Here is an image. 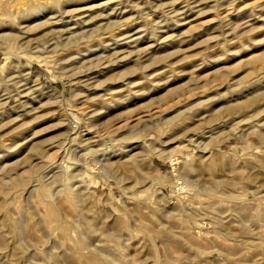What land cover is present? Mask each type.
<instances>
[{"label":"rangeland","instance_id":"rangeland-1","mask_svg":"<svg viewBox=\"0 0 264 264\" xmlns=\"http://www.w3.org/2000/svg\"><path fill=\"white\" fill-rule=\"evenodd\" d=\"M0 264H264V0H0Z\"/></svg>","mask_w":264,"mask_h":264}]
</instances>
